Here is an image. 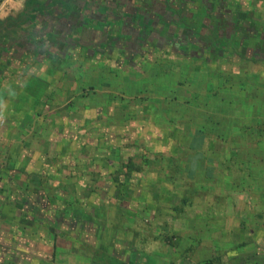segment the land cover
<instances>
[{
	"label": "crops",
	"instance_id": "crops-1",
	"mask_svg": "<svg viewBox=\"0 0 264 264\" xmlns=\"http://www.w3.org/2000/svg\"><path fill=\"white\" fill-rule=\"evenodd\" d=\"M83 1V22L67 23L63 36H52L54 27L44 30L43 49L30 44L34 36L0 49V216L10 219L0 221V231L14 230L15 219L28 217L25 225L32 228L34 210L41 217L37 229L46 223L52 233L47 239L60 250L67 248L69 228L102 232L117 215L128 225L139 226L146 216L155 221L163 193L152 189L166 181L171 196L181 188L176 183L189 174H180L179 157L186 167V146L197 130L206 135L197 164L204 172L186 182L216 175L221 162L210 155L209 141L210 135L222 140V134L180 127L184 118L214 119L212 113L229 107L254 128L264 123V0ZM16 41L23 49L14 57ZM154 50L161 60L153 64ZM143 57L146 68H140ZM131 65L136 73L144 71L148 85H157L128 95L117 91L112 69ZM94 74L104 81L95 83ZM181 100L185 107L179 111ZM250 127L244 129L255 132ZM169 131L174 144H158ZM139 138L150 145L148 152L129 145ZM125 164L132 170H119ZM134 199L142 209L153 207L145 214Z\"/></svg>",
	"mask_w": 264,
	"mask_h": 264
},
{
	"label": "rangeland",
	"instance_id": "rangeland-1",
	"mask_svg": "<svg viewBox=\"0 0 264 264\" xmlns=\"http://www.w3.org/2000/svg\"><path fill=\"white\" fill-rule=\"evenodd\" d=\"M25 1L0 0V19L20 12ZM157 54L159 52L154 50L155 57L150 59L153 64L160 59ZM144 58L139 62L140 68H146ZM100 65H103V62H99V67ZM116 68L112 69L116 78L114 85L117 91L120 90L125 95L150 88V85H157L156 82L148 85L143 69V72L136 73L132 65L126 66V70ZM154 68L161 73L159 66ZM151 74L161 78L155 71ZM88 80L89 77L86 76L82 83L83 89H87ZM93 81L102 83L103 75L94 74ZM180 102L179 111H182L185 102ZM218 111L212 113L214 119L203 120L199 117L196 121L187 122L184 118L179 122L180 127L190 128L195 125L222 134V140L210 135L209 141L210 155L216 156L219 164L221 162L215 170L216 175L201 183L186 182L188 178L185 181L180 180L182 177L174 174V178H179L180 182L176 184L181 185V188H175L170 193L171 196L166 194L170 192L166 181L154 186V192L157 191L160 196V192L163 193L162 201H158L162 207L159 208L155 221L146 216L142 217L139 226L124 222L125 229H131L129 233L124 230L123 217L119 215L114 216L110 222L107 221L104 227L108 230L102 232L86 231L79 234L69 231V228L64 232L69 240L63 237L67 248L60 250L55 241L47 239L48 234L50 237L52 233L46 232V223H43L41 228L43 231L37 229L41 227V223L37 222L41 217L39 218L33 210L29 214L34 220L31 225L33 229H28L25 225V220H30L28 217L15 219L12 223L14 230L8 228L0 231V264H107L106 260L109 262L110 257L119 259L121 264H201L213 257H218L220 264H264V123L254 128L255 124L252 121H242L238 110L234 108H221L220 111L226 112L225 116L223 112L218 114ZM171 121L174 122L165 120L164 123ZM140 126L143 128V123ZM244 127L253 128L252 131L255 132L252 133ZM167 135L168 140L163 135L160 138L163 143L158 144L173 145L170 131ZM236 140L239 141L235 142ZM251 141L260 143L253 145V148H262L258 151H254L252 147L250 149L248 142ZM132 142L133 139H129V145L133 149L138 147V151L134 150L137 153H145L150 146L148 142L147 145L140 142V138L135 145ZM185 143L186 141L184 145ZM186 149L185 152L188 153V146ZM179 160L183 169L180 174L184 176L185 171L188 174L187 167L182 163L184 157L180 156ZM159 170L160 168H155L156 172ZM161 171L166 172L162 168ZM196 171L199 175L204 172L199 171L197 167ZM137 191L135 190V193H138ZM134 205L140 207L139 209L143 208L137 199H134ZM152 207L150 204L142 211L146 214ZM1 214L4 215V212ZM178 214L183 216L180 221L175 218ZM9 220L0 216L1 223H8Z\"/></svg>",
	"mask_w": 264,
	"mask_h": 264
},
{
	"label": "trees",
	"instance_id": "trees-1",
	"mask_svg": "<svg viewBox=\"0 0 264 264\" xmlns=\"http://www.w3.org/2000/svg\"><path fill=\"white\" fill-rule=\"evenodd\" d=\"M83 4V0H26L23 9L20 12L15 15H9L4 19H0V49L3 48L2 51L5 50L11 45L12 42H14V39L17 37L20 38L18 40L23 39L27 43V36L29 38L34 36L35 38L33 40H29L30 44L33 41L35 42L36 46L39 45L37 49H43V47L40 46V39L43 37L42 32H44V30L46 31V29L52 30L51 27H54L55 31L53 30V32L56 33L53 34L51 31L50 35L53 34L52 36L57 37L60 33V36H63L67 31V23L70 26L72 25V22L80 25L79 22L82 23L83 18L86 17ZM61 19L63 20V23H61ZM64 19L66 23L64 22ZM63 24L64 26H62ZM13 47L16 51V55H14V57L18 56L17 52H21L23 48L18 45L17 41ZM205 138L206 135L203 134V131L197 130L196 135L194 138H191L188 144L189 152L186 153L188 160V164L186 166L187 172L189 174L188 178L193 177L198 161L203 157L201 146ZM256 144L260 145L258 141L253 143L252 141L248 142L250 149ZM253 149L254 151L260 150L258 148ZM146 160L152 161L153 159L149 158ZM209 160L210 162L217 161V159L214 158H210ZM216 165L214 167H216ZM119 170L128 172L132 170V168L125 164ZM118 209H120V207H118ZM110 258L111 260H109V262L106 260L107 264H121L119 259L117 260L112 257ZM201 264H220V261L218 257H213L212 259L203 261Z\"/></svg>",
	"mask_w": 264,
	"mask_h": 264
},
{
	"label": "flooded vegetation",
	"instance_id": "flooded-vegetation-1",
	"mask_svg": "<svg viewBox=\"0 0 264 264\" xmlns=\"http://www.w3.org/2000/svg\"><path fill=\"white\" fill-rule=\"evenodd\" d=\"M95 1V0H94ZM89 16V15H88Z\"/></svg>",
	"mask_w": 264,
	"mask_h": 264
}]
</instances>
